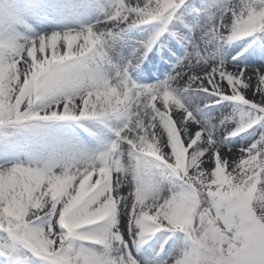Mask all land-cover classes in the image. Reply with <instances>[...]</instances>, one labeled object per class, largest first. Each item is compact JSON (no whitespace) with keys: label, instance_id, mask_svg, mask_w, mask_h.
<instances>
[{"label":"snow or ice","instance_id":"obj_1","mask_svg":"<svg viewBox=\"0 0 264 264\" xmlns=\"http://www.w3.org/2000/svg\"><path fill=\"white\" fill-rule=\"evenodd\" d=\"M183 3L117 0L98 26L52 31L22 44L0 31V126L126 116L98 163L57 170L20 164L0 168V232L47 264H138L127 237L177 228L186 238L174 246L165 264H264V133L238 151L222 148L214 136L216 125L197 120L189 99L206 93L240 102L251 106L249 127L264 121V64L252 69L230 64L207 52L208 33L203 34V47L195 37L185 44L178 34L184 56L165 82L141 88L129 69L147 58L157 33L141 42L138 55L113 75L100 69L102 43L111 38L114 27L168 20ZM229 11L231 17L210 30L213 42L264 30V0H240ZM9 15L0 7V22ZM60 40L66 45L63 52ZM163 55L167 52L157 59ZM155 67L156 61H150L142 72L151 74ZM158 99L163 112L154 103ZM169 110H175V119ZM158 124L166 136L148 131ZM126 155L141 162L145 157L162 161L180 183L169 195H150L139 166L125 165ZM237 158L239 175H225L229 162ZM49 213L59 229L52 222L46 227L36 223Z\"/></svg>","mask_w":264,"mask_h":264},{"label":"rangeland","instance_id":"obj_2","mask_svg":"<svg viewBox=\"0 0 264 264\" xmlns=\"http://www.w3.org/2000/svg\"><path fill=\"white\" fill-rule=\"evenodd\" d=\"M239 2L240 0H184L168 20L131 26L122 23L114 27L111 38L102 43L105 56L100 60V69L106 76L113 75L127 61L138 55L137 49L141 42L147 43L152 37L157 36V33L159 35L151 44L147 58L139 67L129 69V75L138 87L165 82L173 72L178 58L184 56L187 41L195 37L203 47L205 33L209 34L206 45L209 54L224 61L233 60L239 67L258 68L264 64V55H261L264 53V30L247 37L219 42H213L214 37L210 33L221 19L231 17L229 9L234 8ZM116 3L117 0H0V7L10 13L3 22H0V31L9 33L14 27L21 25L23 28L21 43H24L34 36L52 31L82 30L90 25L102 24L114 10ZM51 8L54 10L53 13L49 12ZM178 34L183 36L185 44H182ZM79 42H82V38L77 41ZM58 45L59 50L63 52L64 50L60 48L64 47L65 42L60 40ZM164 52H167V55H163V59H157ZM48 55H51V49ZM150 61H156L155 69L151 74L143 73L142 70ZM200 95L209 97V103L201 107L198 103L203 98L198 95L189 96L193 115L197 120H211L216 125L214 136L222 148L230 147L235 152L262 138L264 121H257L248 126L250 105L211 97L206 93ZM210 100H213L212 104ZM194 102L197 103L195 107ZM154 103L162 112L164 111L162 99ZM39 107L42 108L43 105ZM169 111L175 119L174 113ZM125 121L126 116L120 114L100 118L86 117L80 120L35 121L29 126L5 124L0 126V168L20 164L57 170L86 161L98 163L99 155L110 149L111 143L117 139L116 130L122 127ZM148 131L156 132L158 135L163 132L166 136L162 124H158L155 129L149 128ZM238 162L239 158L230 161L224 174L238 176L240 173ZM124 163L126 166L131 165L133 169L139 166L141 178L150 188V195L158 194L161 197L169 195L173 185L180 183L171 169L154 158L145 157L141 162L134 155H126ZM234 168L236 171L233 172ZM259 189L260 183L257 182L256 191L259 192ZM259 207L260 204H257V209ZM48 222H52L59 229L51 213L42 215L39 221H36L41 227H46ZM185 238L186 233L177 228L172 232L162 229L150 237L133 239L129 236L126 239L138 264H165L174 246ZM0 264H47V261L34 256L13 242L6 233L0 232Z\"/></svg>","mask_w":264,"mask_h":264},{"label":"bare ground","instance_id":"obj_3","mask_svg":"<svg viewBox=\"0 0 264 264\" xmlns=\"http://www.w3.org/2000/svg\"><path fill=\"white\" fill-rule=\"evenodd\" d=\"M136 2V0H132V3L134 4ZM9 33L14 36L17 40L18 43H21L23 36H21L23 34V28L21 25L14 27V29H12V31H9ZM22 44V43H21ZM59 47V45H58ZM61 50L65 51V45L63 48H60ZM50 50V49H49ZM227 62H229L230 64H237V63H233V60H226ZM17 67H20V64L17 65ZM23 79V77H21V80ZM198 97H201L203 99H201L198 103V105H207L209 103V97L207 98L205 95H198ZM216 102V101H214ZM210 103H213V100H210ZM197 106V103L194 102V107ZM173 113L175 110H171Z\"/></svg>","mask_w":264,"mask_h":264}]
</instances>
